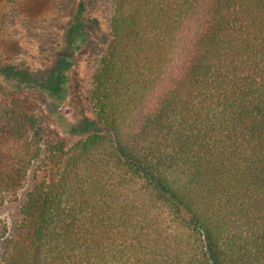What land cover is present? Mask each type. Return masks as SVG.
<instances>
[{"label": "trees", "instance_id": "1", "mask_svg": "<svg viewBox=\"0 0 264 264\" xmlns=\"http://www.w3.org/2000/svg\"><path fill=\"white\" fill-rule=\"evenodd\" d=\"M86 100L75 141L5 112L0 192L43 168L0 264H264V0H112Z\"/></svg>", "mask_w": 264, "mask_h": 264}, {"label": "rangeland", "instance_id": "2", "mask_svg": "<svg viewBox=\"0 0 264 264\" xmlns=\"http://www.w3.org/2000/svg\"><path fill=\"white\" fill-rule=\"evenodd\" d=\"M111 2L0 0V169L9 165L8 148L15 147L5 112L42 115L45 139L75 141L65 133L68 125L92 120L86 97L107 44ZM80 5L87 38L75 49L66 44V36ZM42 166L33 162L16 190L0 192V225L8 234L17 222L18 205Z\"/></svg>", "mask_w": 264, "mask_h": 264}]
</instances>
